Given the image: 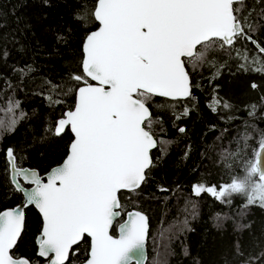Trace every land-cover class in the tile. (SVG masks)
<instances>
[{
	"label": "snow or ice",
	"instance_id": "1",
	"mask_svg": "<svg viewBox=\"0 0 264 264\" xmlns=\"http://www.w3.org/2000/svg\"><path fill=\"white\" fill-rule=\"evenodd\" d=\"M41 2L51 6L50 0ZM246 4L247 0H76L73 20L85 33L81 74L68 76L75 87L47 82L60 95L74 93L75 102L46 128L39 141L56 148L57 138L70 131L73 140L67 155L61 164L41 175L19 164L24 157L9 146L3 150L5 167L0 174V187L7 190L5 199L21 195L25 206L34 205L42 215L38 255L51 257L48 264H74L79 248L73 246L82 241L88 245L83 264H143L146 215L127 213V220L118 224V237L110 234L114 221L121 216V194H137L168 155L171 141L162 135L166 132L165 114L170 113L173 125L189 115L187 106L179 112L176 109L185 100H194L191 73L207 66L215 69L212 78H216L224 67L217 63V55L235 54L248 61L250 57L242 55L238 40L241 44L250 42L264 54V46L253 39V34L264 28V6L257 11L246 8ZM255 4H262V0H255ZM58 39L67 43L64 37ZM239 67L251 70L245 62ZM255 70L264 72L262 67ZM18 71L26 74L33 69L26 66ZM89 78L96 83H89ZM251 87L258 86L253 83ZM46 99L50 106L62 103L51 93ZM220 104L215 99L209 107L215 111ZM230 107L223 103V108ZM256 107L250 105V115ZM6 108L12 116L7 123L0 119V142L5 134L14 133L26 116L22 110L15 114L19 101L9 99ZM178 131L184 133L186 129L179 127ZM232 156L224 157L225 161ZM225 166L230 168L231 164ZM241 166L244 175H233L230 182L219 186L198 182L192 186L193 194L209 193L228 204L233 195H239L245 198L244 208H264V133ZM24 227L22 207L0 211V264H33L12 251ZM236 253L243 255L238 245ZM257 261H264V252L249 256L245 264Z\"/></svg>",
	"mask_w": 264,
	"mask_h": 264
},
{
	"label": "trees",
	"instance_id": "2",
	"mask_svg": "<svg viewBox=\"0 0 264 264\" xmlns=\"http://www.w3.org/2000/svg\"><path fill=\"white\" fill-rule=\"evenodd\" d=\"M50 5L45 7L41 0H0V119L7 123L12 116L6 108L9 99L20 103L17 116L21 110L26 113L15 132L5 134L0 142V174L5 167L3 150L9 146L24 157L19 164L35 168L42 175L64 159L72 140L71 132L66 130L57 138L59 146L56 148L39 142L46 128L75 102L74 93L60 95L47 82L64 88L76 86L68 76L81 74L85 35L73 20L76 0H50ZM262 6L264 0L259 5L255 0H247L246 8L254 7L259 11ZM91 27L95 29V25ZM58 37H64L67 43ZM253 38L264 46V28L254 33ZM237 45L242 55L250 57L248 61H242L235 54L231 57L217 55V63L224 67L216 78H212L215 69L207 66L191 73L194 100H185L176 109L179 112L187 106L191 109L189 115L173 125L170 113L165 114L166 132L162 135L171 141L168 155L152 170L151 178L137 194H121L122 214L137 209L148 216L146 264H245L249 256L264 252V208L258 205L244 208L245 198L238 195L228 204L209 193L195 196L192 192V186L198 182L219 186L230 182L233 175H243V158L251 156L260 134L264 133V106L261 105L264 72L255 70L264 68V54L258 53L250 42L241 44L238 40ZM245 47L247 52L243 51ZM241 62L251 65V70H241ZM26 66L33 71L21 74L18 70ZM253 83L258 86L256 89L251 87ZM50 93L62 103L50 106L46 99ZM215 99L221 104L213 111L209 105H213ZM225 101L230 108H223ZM253 104L257 107L250 115ZM179 127L186 131L179 132ZM245 137L247 147H244ZM153 152L155 154V150ZM229 154H233L232 159L225 161L224 157ZM226 163L231 167H226ZM161 187L168 191H160ZM6 191L0 187V211L22 201L21 195L5 199ZM218 223L222 226L217 227ZM41 224L36 209L26 208L24 231L12 250L16 256L27 257L33 264H44L36 255L35 243ZM240 225L250 227L240 228ZM111 233H116L115 226ZM237 245L243 255H237ZM77 247L79 252L73 257L74 264L86 259L88 245L82 241L74 249ZM256 264H264V261Z\"/></svg>",
	"mask_w": 264,
	"mask_h": 264
},
{
	"label": "water",
	"instance_id": "3",
	"mask_svg": "<svg viewBox=\"0 0 264 264\" xmlns=\"http://www.w3.org/2000/svg\"><path fill=\"white\" fill-rule=\"evenodd\" d=\"M93 30H95V29H93ZM253 39H254V38H253ZM254 46H255V45H254ZM82 58H83V56H82ZM89 83L95 84L96 82H95V81H91L90 78H89ZM80 86H83V84L80 85ZM71 134H72V133H71ZM72 140H73V134H72ZM72 140H71V142H72ZM71 142H70V144H71ZM70 144H69V146H70ZM69 146H68V149H69ZM67 152H68V151H67ZM66 155H67V154H66ZM65 157H66V156H65ZM65 157H64V158H65ZM62 162H63V160H62L59 164H61ZM59 164H57V165H59ZM57 165H54L53 167H56ZM53 167H51L46 173H44V174H42V175H46V174H47V173H48ZM25 168L37 170V169H35V168H29V167H25ZM22 183H23V181H22ZM25 186L28 187L29 185H25ZM18 206H20V207L23 208L24 215H25V209L28 208V207H30V206H32L34 209H36V211L39 213V210H38L37 208H35L34 205H27V206H25V205H24L23 198H22L21 203L15 205V206H13V207H7V208H4V209H2L1 211L8 210V209H10V208H14V207H18ZM135 211H140V210H137V209H130V210L126 211L124 214H122V211H121V216L118 217L117 221H114V224H113V226H115V228H116V233H115V234H112V233H111V229H110V234L113 235L114 238H115V237H118V235H119L118 224L127 220V215H126L127 213H129V212H135ZM140 212H142V211H140ZM142 213H143L144 215H146L144 212H142ZM39 215H40V218H41V221H42V215H41L40 213H39ZM122 216H123V217H122ZM146 216H147V215H146ZM121 218H122V219H121ZM147 218H148V216H147ZM120 219H121V220H120ZM119 220H120V221H119ZM147 223H148V230H149V222H148V220H147ZM41 225H42V224H41ZM21 234H22V233H21ZM39 236H40V232L38 233V235L36 236V239H35V243H36V255H37L38 257H40V256L38 255V243H37ZM89 239H90V238H89ZM147 240H148V236H147ZM147 240H146L145 247H144L143 264H146V263H147V260H148V253H147ZM75 246H76V245H74L73 248H74ZM20 257H23V256H20ZM40 258H42L43 260H46V261H47V264H48V261L51 259V257H48V258L40 257ZM80 264H83V262L80 263ZM133 264H135V261H133Z\"/></svg>",
	"mask_w": 264,
	"mask_h": 264
},
{
	"label": "flooded vegetation",
	"instance_id": "4",
	"mask_svg": "<svg viewBox=\"0 0 264 264\" xmlns=\"http://www.w3.org/2000/svg\"><path fill=\"white\" fill-rule=\"evenodd\" d=\"M42 259V258H41ZM43 260V259H42ZM32 261V260H31ZM44 261V264H47V261L46 260H43Z\"/></svg>",
	"mask_w": 264,
	"mask_h": 264
},
{
	"label": "rangeland",
	"instance_id": "5",
	"mask_svg": "<svg viewBox=\"0 0 264 264\" xmlns=\"http://www.w3.org/2000/svg\"><path fill=\"white\" fill-rule=\"evenodd\" d=\"M244 175V174H243ZM240 176H242V175H240ZM222 185V184H221ZM234 196V195H233ZM239 196V195H238ZM240 197V196H239Z\"/></svg>",
	"mask_w": 264,
	"mask_h": 264
}]
</instances>
